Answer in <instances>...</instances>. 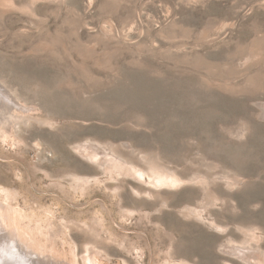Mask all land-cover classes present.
<instances>
[{
    "label": "rangeland",
    "instance_id": "374dc122",
    "mask_svg": "<svg viewBox=\"0 0 264 264\" xmlns=\"http://www.w3.org/2000/svg\"><path fill=\"white\" fill-rule=\"evenodd\" d=\"M3 113L0 264H264V0H0Z\"/></svg>",
    "mask_w": 264,
    "mask_h": 264
},
{
    "label": "bare ground",
    "instance_id": "6f19581e",
    "mask_svg": "<svg viewBox=\"0 0 264 264\" xmlns=\"http://www.w3.org/2000/svg\"><path fill=\"white\" fill-rule=\"evenodd\" d=\"M13 120H15V116H8L7 114H4L3 113V115H0V123H11V122H13ZM103 159V158H102ZM2 230V229H1ZM3 231V230H2ZM7 233V232H6ZM4 234V233H3ZM2 235V234H1ZM1 240H3V243H1L0 245L2 246L1 247V249L4 251V249H8V248H10V246H11V249L13 250V249H16L17 247H19L20 245H19V243H18V245L19 246H17L16 247V243H15V240L12 238V237H10V236H4L3 235V237H1ZM6 251V250H5ZM2 252V251H1ZM19 255L21 256V258H23L24 260H25V263L24 264H36L34 261H33V259H31L32 257L34 258V256H36L34 253H32V252H29L28 254L27 253H21V252H19ZM37 257V256H36ZM41 262V261H40ZM42 262H44L43 260H42Z\"/></svg>",
    "mask_w": 264,
    "mask_h": 264
}]
</instances>
